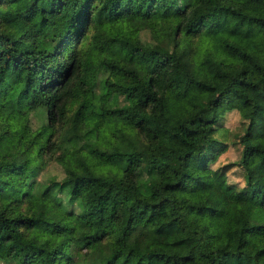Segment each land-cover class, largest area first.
I'll list each match as a JSON object with an SVG mask.
<instances>
[{
	"label": "trees",
	"instance_id": "16d2710c",
	"mask_svg": "<svg viewBox=\"0 0 264 264\" xmlns=\"http://www.w3.org/2000/svg\"><path fill=\"white\" fill-rule=\"evenodd\" d=\"M241 2L0 0V264H264L243 239L264 229L260 103L244 89L264 99V13ZM231 110L242 185L211 167ZM52 159L62 175L39 179Z\"/></svg>",
	"mask_w": 264,
	"mask_h": 264
},
{
	"label": "rangeland",
	"instance_id": "374dc122",
	"mask_svg": "<svg viewBox=\"0 0 264 264\" xmlns=\"http://www.w3.org/2000/svg\"><path fill=\"white\" fill-rule=\"evenodd\" d=\"M241 6L243 9L250 12H261L264 13V0H241ZM0 15L5 19H11L12 15L7 9L0 7ZM59 28L63 29V25L59 24ZM120 34H123L122 31H119ZM89 34V33H88ZM84 36V44L89 46L86 52V61L87 62H97L99 61L103 54L97 49V44L100 40V35L97 33H90L89 35ZM88 36V37H87ZM92 37V38H91ZM91 38V42H90ZM202 54L199 47L195 44L193 48V57L198 64L201 63ZM170 82L175 86L176 90L181 92L186 98H190L196 92V87L194 85H186L183 82V76L179 69H174L170 75ZM244 89L249 95L254 97L259 103L260 107L254 111L252 114L253 117V130H252V139L264 144V99L260 96L258 88H253L245 86ZM245 122L241 121L239 113L236 110H231L226 113L223 128L216 133V136L226 140L228 147L222 153L219 154L216 160L212 162L211 167H218L224 165L226 167V173L229 181H236L239 185L243 184L241 177V169L238 165L231 163V161L236 160L239 157L240 153V144H234L233 140L234 132L242 133ZM55 174L58 178L62 175L61 167L52 160L48 161L44 169L38 174V178L41 179L49 174ZM1 207L7 209L12 213H16L19 202L17 196L12 192H5L1 197ZM244 241L251 251H256L259 249H264V229L254 232L253 234L244 235ZM174 264H197L196 260L190 261H178Z\"/></svg>",
	"mask_w": 264,
	"mask_h": 264
}]
</instances>
